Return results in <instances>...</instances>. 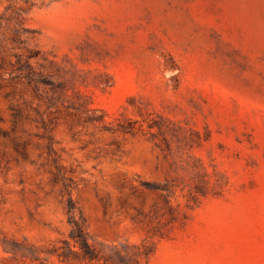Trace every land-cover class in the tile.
<instances>
[{
	"label": "rangeland",
	"instance_id": "1",
	"mask_svg": "<svg viewBox=\"0 0 264 264\" xmlns=\"http://www.w3.org/2000/svg\"><path fill=\"white\" fill-rule=\"evenodd\" d=\"M69 195L143 264H264V0H0V264H60Z\"/></svg>",
	"mask_w": 264,
	"mask_h": 264
},
{
	"label": "trees",
	"instance_id": "2",
	"mask_svg": "<svg viewBox=\"0 0 264 264\" xmlns=\"http://www.w3.org/2000/svg\"><path fill=\"white\" fill-rule=\"evenodd\" d=\"M67 210L71 230L68 236L54 243L45 252L48 256L56 258L59 263L66 264H143L149 261L154 253V245L144 240L140 244L125 245L120 247L117 244L108 246L92 240L85 218L76 214V204L71 195L67 199ZM37 252L38 249H35ZM36 258H40L39 253ZM41 264H52L44 262Z\"/></svg>",
	"mask_w": 264,
	"mask_h": 264
}]
</instances>
